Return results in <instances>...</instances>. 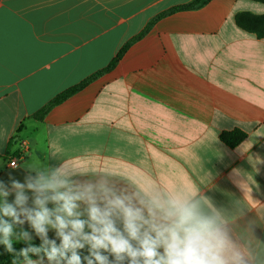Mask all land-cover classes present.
I'll list each match as a JSON object with an SVG mask.
<instances>
[{
  "label": "crops",
  "instance_id": "1",
  "mask_svg": "<svg viewBox=\"0 0 264 264\" xmlns=\"http://www.w3.org/2000/svg\"><path fill=\"white\" fill-rule=\"evenodd\" d=\"M193 1L0 0V181L66 162L200 192L239 204L232 219L254 221L264 242V39L235 19L264 3L211 0L158 18ZM234 129L247 137L231 148L220 134Z\"/></svg>",
  "mask_w": 264,
  "mask_h": 264
},
{
  "label": "clouds",
  "instance_id": "2",
  "mask_svg": "<svg viewBox=\"0 0 264 264\" xmlns=\"http://www.w3.org/2000/svg\"><path fill=\"white\" fill-rule=\"evenodd\" d=\"M27 170L23 182L0 181V244L9 253L14 241L27 244L13 264H264L255 222H236L239 204L216 207L200 192L142 186L66 162Z\"/></svg>",
  "mask_w": 264,
  "mask_h": 264
},
{
  "label": "trees",
  "instance_id": "3",
  "mask_svg": "<svg viewBox=\"0 0 264 264\" xmlns=\"http://www.w3.org/2000/svg\"><path fill=\"white\" fill-rule=\"evenodd\" d=\"M211 0H194L190 4L183 5L180 7H176L162 15H160L158 18L162 17L165 14L172 13L174 11L180 10V9H196L199 7H202L203 5L207 4ZM257 2L264 3V0H253ZM236 24L241 27L242 29L255 34L259 39H264V14L258 15L251 12H241L236 15ZM156 20V19H155ZM152 24V22L149 24V26ZM125 50V48L123 49ZM123 52V51H122ZM122 52L111 61L109 66L105 68L104 70L98 72L97 74L89 77L84 82H82L80 85L67 90L61 94H59L55 99H53L47 106H45L39 113L40 116H43L52 106L55 104L60 103L64 99H66L69 95L73 94L75 91L81 89L84 85H86L88 82L96 78L97 76L101 75L104 72L110 71L114 66L116 65L118 58L122 54ZM247 137V133L240 130V129H234L232 131H223L220 134V140L226 144L227 146L231 148L237 147L239 144H241ZM33 244L36 246H39L40 240L35 239L32 241ZM27 244L25 242H14L13 247L15 249L14 253H9L6 251L4 245L0 244V264H13L14 260L23 261V257L19 256L18 253L20 249L26 247ZM87 249H84L81 251V255H87ZM32 259H38L34 254H29Z\"/></svg>",
  "mask_w": 264,
  "mask_h": 264
},
{
  "label": "built area",
  "instance_id": "4",
  "mask_svg": "<svg viewBox=\"0 0 264 264\" xmlns=\"http://www.w3.org/2000/svg\"><path fill=\"white\" fill-rule=\"evenodd\" d=\"M22 153H24V151ZM22 153L19 156H14L12 158L11 162L9 163L10 167H13V162L15 163V167L17 166L18 160L24 156Z\"/></svg>",
  "mask_w": 264,
  "mask_h": 264
}]
</instances>
